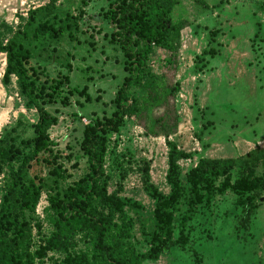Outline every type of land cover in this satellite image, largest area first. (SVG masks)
<instances>
[{"label": "trees", "instance_id": "obj_1", "mask_svg": "<svg viewBox=\"0 0 264 264\" xmlns=\"http://www.w3.org/2000/svg\"><path fill=\"white\" fill-rule=\"evenodd\" d=\"M58 1L49 0L30 10L25 23L15 30L0 26V54L5 56L2 84L8 86L14 78L26 109L36 112L30 137L19 132L20 123L0 136V264H41L55 255H59L57 264L156 262L171 249H184L189 244L185 227L190 215L179 222L175 218L185 194L188 211L192 213L196 206L210 202L215 196L231 193L235 206L241 209L239 226L247 230L250 218L263 201L264 148L252 149L235 158L201 157L184 174L183 184L179 162L190 160L192 154L169 140L177 126L173 105L179 86L168 85L163 70L174 67L181 48L180 32L187 27L171 18L180 0H107L102 16L110 24L111 32L104 38L120 53L125 76L110 102V114L94 115L83 127L79 149L86 161L84 175L62 187L71 175L49 137V130L58 120L46 107H68L69 96L75 93L84 96L87 103L91 98L85 89L70 87L68 74L60 73L53 78L35 66L27 46L45 37L57 40L64 33L74 39L73 17L60 20L58 26L51 22L56 19ZM195 1L208 8L203 0ZM157 50L166 55L161 59L163 69L155 72L152 59ZM215 55L211 48L202 51L199 57L203 60ZM64 68L71 72L69 63ZM132 90H140L143 96L133 97ZM148 110L161 111L152 115L146 131L165 140L164 179L169 191L162 194L150 182L149 162L144 161L139 170L142 188L154 207L152 228L145 233L148 248L138 252L130 241L132 222L124 209L140 206L120 198L118 189L108 191L110 177L105 163L110 136L118 134L127 119L146 117ZM43 198L45 206L39 213ZM175 224H178L176 238ZM79 242L84 249H79Z\"/></svg>", "mask_w": 264, "mask_h": 264}, {"label": "rangeland", "instance_id": "obj_2", "mask_svg": "<svg viewBox=\"0 0 264 264\" xmlns=\"http://www.w3.org/2000/svg\"><path fill=\"white\" fill-rule=\"evenodd\" d=\"M48 1L0 0V26L15 30L25 23L30 10ZM203 1L207 9L195 0H180L173 9L172 21L183 22L187 27L180 32L181 48L174 67L163 70L167 84L179 86L173 105L177 126L169 140L192 154L190 160L179 162L183 184L184 174L201 157L235 158L252 149L264 148V0ZM107 6V0H59L56 19L51 22L58 26L60 20L73 17L74 39L64 33L57 40L45 37L27 44L35 66L53 78L60 73L68 74L70 87L85 89L91 98L87 103L84 96L75 93L69 96L68 107H46L58 120L49 130V137L71 175L62 187L84 175L86 161L79 149L83 127L94 115L110 114V102L125 76L120 53L104 38L111 32L110 24L102 16ZM211 48L216 55L200 60L201 52ZM165 55L159 50L155 52L152 59L155 72L163 69L160 65ZM68 63L70 73L64 68ZM4 68L5 56L0 54V136L20 123L19 132L30 137L36 112L26 109L14 78L10 85L2 84ZM131 95L143 96L140 90H132ZM97 98L99 101H95ZM160 112L148 110L146 117L127 119L119 133L110 136L106 156L108 191L118 189L120 198L140 206L124 209L132 222L130 241L138 252L148 248L145 233L152 228L154 207L142 188L139 170L144 161L149 162L150 182L162 194L169 191L164 179L165 140L146 131L152 115ZM1 195L0 178V198ZM262 199L245 230L239 226L241 209L235 206L231 193L215 196L210 202L196 206L192 213L188 211L185 194L175 218L179 222L190 215L185 227L189 244L184 249H171L156 262L144 264H264V193ZM44 206L43 198L39 213ZM177 227L175 224V238ZM78 247L85 248L82 242ZM55 258H46L41 264H57L59 255Z\"/></svg>", "mask_w": 264, "mask_h": 264}]
</instances>
